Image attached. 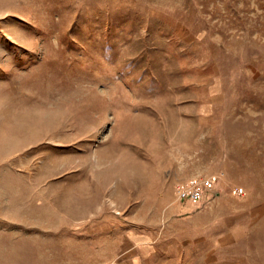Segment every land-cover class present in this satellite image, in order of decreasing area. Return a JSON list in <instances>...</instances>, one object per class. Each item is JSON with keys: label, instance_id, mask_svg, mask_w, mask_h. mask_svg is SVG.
I'll return each instance as SVG.
<instances>
[{"label": "rangeland", "instance_id": "obj_1", "mask_svg": "<svg viewBox=\"0 0 264 264\" xmlns=\"http://www.w3.org/2000/svg\"><path fill=\"white\" fill-rule=\"evenodd\" d=\"M195 175L246 199L212 255ZM0 264H264V0H0Z\"/></svg>", "mask_w": 264, "mask_h": 264}, {"label": "crops", "instance_id": "obj_2", "mask_svg": "<svg viewBox=\"0 0 264 264\" xmlns=\"http://www.w3.org/2000/svg\"><path fill=\"white\" fill-rule=\"evenodd\" d=\"M192 177L199 178L202 176L195 175ZM192 177L185 182L191 180ZM220 179L217 178L216 191L214 189V193H208L202 199H183L176 194L162 202L168 204L167 213L176 214L185 220V231H183L185 235L178 246L179 249L192 250L198 247H207L209 249L208 254L212 255V251L215 252L219 246L232 243L239 235L241 224L237 225L236 223L241 217V210H237L235 205L245 203V196L236 190L234 192L227 190L220 192L218 190L221 183Z\"/></svg>", "mask_w": 264, "mask_h": 264}, {"label": "built area", "instance_id": "obj_3", "mask_svg": "<svg viewBox=\"0 0 264 264\" xmlns=\"http://www.w3.org/2000/svg\"><path fill=\"white\" fill-rule=\"evenodd\" d=\"M217 176L212 175L207 178H192L191 180L178 186L180 198L199 200L211 193L216 186ZM237 191V190H236ZM213 193V192H212Z\"/></svg>", "mask_w": 264, "mask_h": 264}]
</instances>
